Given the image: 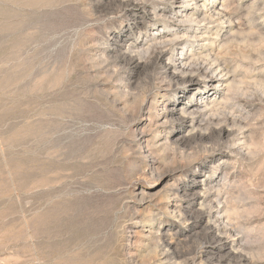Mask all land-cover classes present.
I'll return each mask as SVG.
<instances>
[{
  "label": "rangeland",
  "instance_id": "obj_1",
  "mask_svg": "<svg viewBox=\"0 0 264 264\" xmlns=\"http://www.w3.org/2000/svg\"><path fill=\"white\" fill-rule=\"evenodd\" d=\"M0 264H264V0H0Z\"/></svg>",
  "mask_w": 264,
  "mask_h": 264
},
{
  "label": "bare ground",
  "instance_id": "obj_2",
  "mask_svg": "<svg viewBox=\"0 0 264 264\" xmlns=\"http://www.w3.org/2000/svg\"><path fill=\"white\" fill-rule=\"evenodd\" d=\"M184 2V1H183ZM164 41H162V43H163ZM171 42V41H170ZM172 43V42H171ZM166 44V43H165ZM169 44V43H168ZM159 49V48H158ZM151 50V49H150ZM156 50V49H155ZM161 52V51H160ZM208 57V56H207ZM181 58V57H180ZM204 58H206V57H204ZM219 58V57H218ZM218 58L216 59H214V60H212V63H211V66H210V64H209V67H206L205 65H207V64H204L205 62H203V63H194L193 64V66L191 67V68H193V70H194V72H193V74L195 73V74H197V75H205L208 79L207 80H202V81H200L199 79H196V78H190V77H192L191 76V74H192V71H190L191 72V74L189 75V77L186 79V80H184V84L186 85V87H188L189 89H192V90H194V89H196L197 91H198V93H199V95H202V94H206L207 92L205 91L207 88H208V86L210 85V87L212 86V84H214V77H212V76H210L212 73H214L215 71L217 72V71H219L220 70V73L222 72V71H225L226 70V67H224L223 65H222V63L223 62H219L220 61V59L218 60ZM169 59V58H168ZM169 62H170V67L173 69V73L172 74H174V76L176 75L177 76V74H176V72L178 71V70H180V69H177L178 67H183V65H184V63H183V60H180V59H175V57L174 58H171V59H169ZM208 66V65H207ZM189 70H192V69H188V71ZM174 71H176V72H174ZM179 72V71H178ZM181 74V73H180ZM194 74V75H195ZM171 77L173 78V76L171 75ZM204 77V76H203ZM205 77V78H206ZM198 78V77H197ZM217 83H220V82H217ZM202 85H203V87H202ZM213 90H215L216 89V85L212 88ZM183 93H184V91H182ZM194 92V91H193ZM177 102H180V101H178L177 100ZM184 104H186V103H184ZM188 104V103H187ZM197 105H198V103L196 104L195 103V105H194V103H192V102H190L189 103V105H188V107H186L184 110L182 109L181 110V113L182 114H188V115H190V116H192L193 117V115L195 114L196 115V113H198L199 112V108L197 107ZM193 107H196V109L195 110H191ZM187 116V115H186ZM189 117V116H188ZM184 118V117H183ZM169 119V118H168ZM206 134V133H205ZM204 206V205H203ZM203 209V208H202ZM199 215V214H198ZM204 216V215H203ZM208 231V230H207ZM217 235V234H216ZM221 236V235H220ZM219 236V237H220ZM167 251V250H166ZM163 256V255H162Z\"/></svg>",
  "mask_w": 264,
  "mask_h": 264
}]
</instances>
